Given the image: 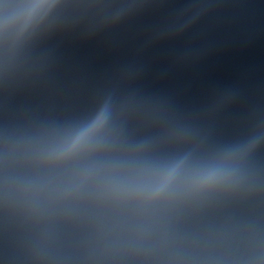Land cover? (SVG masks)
<instances>
[{
  "label": "water",
  "instance_id": "obj_1",
  "mask_svg": "<svg viewBox=\"0 0 264 264\" xmlns=\"http://www.w3.org/2000/svg\"><path fill=\"white\" fill-rule=\"evenodd\" d=\"M0 264H264V0H0Z\"/></svg>",
  "mask_w": 264,
  "mask_h": 264
}]
</instances>
